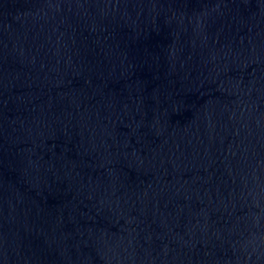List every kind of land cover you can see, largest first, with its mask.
<instances>
[{"label": "water", "instance_id": "obj_1", "mask_svg": "<svg viewBox=\"0 0 264 264\" xmlns=\"http://www.w3.org/2000/svg\"><path fill=\"white\" fill-rule=\"evenodd\" d=\"M0 264H264V0H0Z\"/></svg>", "mask_w": 264, "mask_h": 264}]
</instances>
